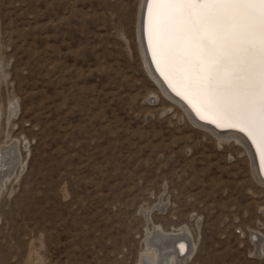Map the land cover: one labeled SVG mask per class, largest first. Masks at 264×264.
<instances>
[{
  "label": "rangeland",
  "instance_id": "obj_1",
  "mask_svg": "<svg viewBox=\"0 0 264 264\" xmlns=\"http://www.w3.org/2000/svg\"><path fill=\"white\" fill-rule=\"evenodd\" d=\"M140 2L0 0V264H138L156 229L183 264H264V184L152 79Z\"/></svg>",
  "mask_w": 264,
  "mask_h": 264
},
{
  "label": "snow or ice",
  "instance_id": "obj_2",
  "mask_svg": "<svg viewBox=\"0 0 264 264\" xmlns=\"http://www.w3.org/2000/svg\"><path fill=\"white\" fill-rule=\"evenodd\" d=\"M143 31L172 91L264 154V0H146Z\"/></svg>",
  "mask_w": 264,
  "mask_h": 264
},
{
  "label": "bare ground",
  "instance_id": "obj_3",
  "mask_svg": "<svg viewBox=\"0 0 264 264\" xmlns=\"http://www.w3.org/2000/svg\"><path fill=\"white\" fill-rule=\"evenodd\" d=\"M145 15L146 0H141L138 15V41L140 44L139 46L144 63L147 67L146 69H148L147 71L149 72L152 79L160 86L161 90L168 94L177 104H179L183 108V110L189 116L190 120L194 122V124L212 131V133L217 135L219 138H229V140L233 138L234 141L241 143L251 158L253 173L255 174L256 178L264 184V163H262V156H264V154L261 153L257 145L253 143V141L247 136V134L244 132H240L237 129L234 130L233 128L226 130H216L215 127L217 126L215 124L211 123L208 120H201L188 105V103L172 91L168 83L157 71L155 64L152 62V56L148 50L147 38L143 31V21ZM3 51H0V57ZM0 61H2L1 58ZM152 99L154 98L152 97ZM12 104L13 102H9L8 104V116H10V114H14L16 111L14 104ZM18 161L19 159L17 160L12 146L9 147L6 144L0 145V183L4 182L5 178H9L11 171L13 170L12 168ZM154 234V236H148L146 243L148 245V248L143 252V255L140 257L138 264H183V260L190 250L188 246L189 244H187L185 252L182 253V244L179 243L178 247H175V243L178 241H187L184 230L179 229L178 232H163L161 229H156V231H154ZM155 239L161 240L160 242H151Z\"/></svg>",
  "mask_w": 264,
  "mask_h": 264
},
{
  "label": "water",
  "instance_id": "obj_4",
  "mask_svg": "<svg viewBox=\"0 0 264 264\" xmlns=\"http://www.w3.org/2000/svg\"><path fill=\"white\" fill-rule=\"evenodd\" d=\"M215 128H216V130L232 129V128H228V127H225V128H217V127H215ZM234 130H236V129H234ZM179 243L182 244V253H184V252H185V249H186V246H187V242H184V241H178V242L175 243V247H178V244H179Z\"/></svg>",
  "mask_w": 264,
  "mask_h": 264
}]
</instances>
